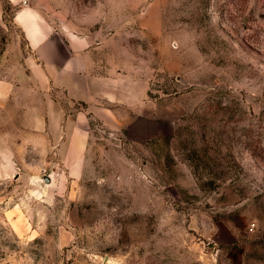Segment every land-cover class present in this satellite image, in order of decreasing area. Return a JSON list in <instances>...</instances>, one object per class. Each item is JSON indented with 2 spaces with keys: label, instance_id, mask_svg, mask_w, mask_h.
I'll list each match as a JSON object with an SVG mask.
<instances>
[{
  "label": "rangeland",
  "instance_id": "1",
  "mask_svg": "<svg viewBox=\"0 0 264 264\" xmlns=\"http://www.w3.org/2000/svg\"><path fill=\"white\" fill-rule=\"evenodd\" d=\"M0 264H264V0H0Z\"/></svg>",
  "mask_w": 264,
  "mask_h": 264
},
{
  "label": "crops",
  "instance_id": "2",
  "mask_svg": "<svg viewBox=\"0 0 264 264\" xmlns=\"http://www.w3.org/2000/svg\"><path fill=\"white\" fill-rule=\"evenodd\" d=\"M26 35L29 36V39H30L29 42H30L31 46L39 45L41 38L36 31H33L32 29L28 30V31L26 30ZM83 66H85L84 62H83ZM78 69L80 70V68H78Z\"/></svg>",
  "mask_w": 264,
  "mask_h": 264
}]
</instances>
